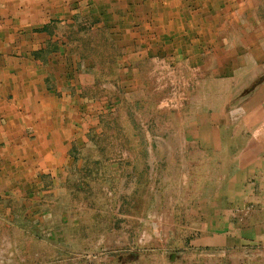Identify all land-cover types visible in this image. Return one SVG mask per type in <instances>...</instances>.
Instances as JSON below:
<instances>
[{"label":"crops","instance_id":"obj_1","mask_svg":"<svg viewBox=\"0 0 264 264\" xmlns=\"http://www.w3.org/2000/svg\"><path fill=\"white\" fill-rule=\"evenodd\" d=\"M82 31H107L118 53L96 85H80L82 72L99 71L70 41ZM157 56L231 82L223 110L193 100L179 114L182 145L230 151L229 170L202 194L194 177L179 187L185 196L152 198L146 168V184L124 192L125 179L140 177L124 170L136 156L87 153L89 134L103 133V118L119 112L121 93L138 89L141 64ZM109 179L113 187L100 184ZM95 188L99 203L88 196ZM73 257L264 264V0H0V264Z\"/></svg>","mask_w":264,"mask_h":264},{"label":"rangeland","instance_id":"obj_2","mask_svg":"<svg viewBox=\"0 0 264 264\" xmlns=\"http://www.w3.org/2000/svg\"><path fill=\"white\" fill-rule=\"evenodd\" d=\"M175 33H171L173 37ZM204 35L207 36V34ZM218 35L216 34L217 38ZM188 38V35H183L182 43H185ZM70 41L75 46L74 49L77 54L83 58L95 60L97 67H99V71L90 69L88 72H82L81 86L82 83L91 84L92 81H95L94 85H96L97 80L101 79V74L102 76L106 74L107 69L110 72L113 70V66H111L113 61L109 57L111 55L116 56L118 53L111 45V37L107 31L96 34L88 31L73 33ZM172 51L174 52V50ZM156 58L158 60L141 64V84L134 92L121 93L122 102L119 112L113 115L108 114V117L103 118L104 125L101 128L103 133L100 136H96L94 131L89 134L88 138L93 141V146L87 153L92 155V158L97 153L99 155L102 152L107 156H112L113 152L131 153L136 156L134 165L130 167L124 165V170L133 169L136 174L139 173L140 177H137L136 180L132 179L130 182L125 179L124 184H121L124 192L135 187L136 183L140 185V189L146 184L142 174L146 168L150 174V191L152 192L149 195L152 198L155 195H164L165 192L173 198L179 195L185 196L187 194L186 189L180 193L179 187L191 185V180L194 177L199 178L198 183L202 194V190L209 183L215 181L216 184H219L220 177L229 170V161L226 158H228L227 154L230 151L223 148L216 152H205L182 145L181 136L178 134L180 132L177 133L179 130L177 125L178 122L185 120L180 119L179 114L183 109H187L193 100L196 104L200 103L203 106L209 104L215 108L222 109L223 107L224 109V103H227L230 97L229 85L231 82L230 84L229 81L222 80L209 82L202 78V71L192 74L187 65L178 64L179 60L175 56L164 57L161 60L158 56ZM179 59L181 60V58ZM235 95L232 96L231 100V103L234 104L233 107L238 104V102L236 105L234 103L239 98H236ZM161 105H163L162 110L156 108ZM237 135L246 136L245 132L241 130L238 131ZM101 142L103 145L98 144ZM101 147L103 149H100ZM239 147L233 148V153ZM191 156H194V162L199 160L196 162L197 165L199 163L197 168H193L195 163H191ZM197 156H200V159ZM90 183L93 187H97L95 185L98 183L93 181ZM102 183L109 188L115 185V181L112 182L110 179L103 180L100 184ZM91 191L88 194L89 198L98 203L103 201L102 198H99L101 190L95 188ZM125 194L127 193H122V195ZM149 195L147 193L146 199ZM79 196L85 197L86 195ZM135 199L136 203H142V194L140 193L139 198ZM86 260L90 261V258H72L73 263L76 264H83V262H87Z\"/></svg>","mask_w":264,"mask_h":264}]
</instances>
